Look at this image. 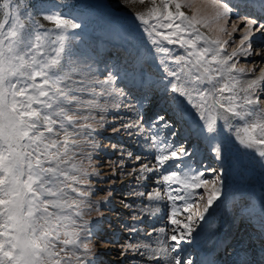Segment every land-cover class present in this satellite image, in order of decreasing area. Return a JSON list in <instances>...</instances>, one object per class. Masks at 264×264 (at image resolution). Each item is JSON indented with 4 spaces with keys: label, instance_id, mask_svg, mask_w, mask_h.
I'll list each match as a JSON object with an SVG mask.
<instances>
[{
    "label": "snow or ice",
    "instance_id": "obj_1",
    "mask_svg": "<svg viewBox=\"0 0 264 264\" xmlns=\"http://www.w3.org/2000/svg\"><path fill=\"white\" fill-rule=\"evenodd\" d=\"M138 2L109 62L75 43L86 22L67 0H0V264H98L101 207L131 210L119 251L143 264H218L229 247L231 264H264V212H242L258 252L231 236L202 247L230 179L264 186V0Z\"/></svg>",
    "mask_w": 264,
    "mask_h": 264
},
{
    "label": "rangeland",
    "instance_id": "obj_2",
    "mask_svg": "<svg viewBox=\"0 0 264 264\" xmlns=\"http://www.w3.org/2000/svg\"><path fill=\"white\" fill-rule=\"evenodd\" d=\"M67 3L74 5V7L65 9V11H71L73 16L83 17L86 22V27L82 32L75 30L80 35V39L75 43L79 48L86 50L93 56H98L100 60H109V62L114 61L117 57L121 44L120 37L123 35L125 24L132 17V12L145 10L149 6L147 3L140 4L138 0L134 4L130 3V0H121L123 4H120L118 0H67ZM185 10L187 11V9ZM48 26L51 27L52 25L49 24ZM252 63L259 64V61H253ZM252 63L241 61L239 66L251 67ZM99 67L103 68L104 65L100 64ZM118 86L123 88L124 84ZM125 91H128V89L125 88ZM138 95L139 91L133 89L132 92H129L125 102L139 107ZM99 140L105 145L116 142L114 139L109 141L105 136L99 137ZM137 154L151 159L146 150L140 151ZM200 159H203V157L201 156ZM115 162L116 157L111 155L110 152H100L96 156L94 164L102 174H109ZM203 163L212 167L219 166L210 158L203 159ZM199 167V163L193 164L194 169ZM207 178H211V174H207ZM124 181H129V186H132L131 178L126 176L124 177ZM124 181H117L114 188V203L117 209H123L121 198L127 196V189L123 187ZM94 183H98L101 189L107 186L105 182L94 181ZM152 186L154 187L155 185ZM105 195L106 192L101 190L94 195L93 199H100ZM127 202L132 203L133 208L140 206V201L138 200L133 202L131 199H128ZM100 211L104 213L102 229L98 230V235L92 241L100 252L98 264H143L139 257L132 258L134 254L126 258L119 251L121 245L128 240L126 222L131 220V210L126 209L122 212H117L111 211L109 207H101ZM242 212L244 214L251 212L257 218H259L261 212H264V186H262L259 175L250 177L247 180L232 178L227 182L224 206L216 213L206 235L205 242H208V247L211 245V241L217 239L220 235L218 230L220 228L223 234L226 235L230 232L233 234L238 231L236 235H231L234 238V243L238 240H244L249 245L252 243L251 248L257 246L255 248L259 251L261 244L259 235L253 224L244 218ZM92 215L95 216L96 213H92ZM118 216L121 218L117 219ZM164 223L165 221L161 220L157 226H163ZM116 240H119V243L114 242ZM195 251L193 250L192 252L194 257L198 255ZM232 252L233 249L229 247L221 249L220 252H216L214 255L217 260L220 258L223 262L231 264Z\"/></svg>",
    "mask_w": 264,
    "mask_h": 264
},
{
    "label": "bare ground",
    "instance_id": "obj_3",
    "mask_svg": "<svg viewBox=\"0 0 264 264\" xmlns=\"http://www.w3.org/2000/svg\"><path fill=\"white\" fill-rule=\"evenodd\" d=\"M255 197V196H254ZM254 197H252V199H254ZM257 198V197H256ZM258 200V199H257ZM256 202H258V201H256ZM260 205V204H259ZM238 228V227H237ZM236 228V229H237ZM233 229V228H232ZM218 230H219V233H220V235L218 236V238L217 239H215V240H213V241H211L212 243H211V245L208 247V242H203V244H202V247H203V249H205V250H211V249H213L214 247H216V243H217V241L218 240H220V239H223L225 236H231V235H236L237 234V232L236 233H233V234H231V232L228 234V235H226V234H223V231L220 229V228H218ZM239 241V240H238ZM238 241H236V242H238ZM241 241H243V242H245V243H247L246 241H244V240H241ZM252 244V243H251ZM251 244H250V246H251ZM255 247H257V246H253V251H256V252H258V250L255 248ZM255 248V249H254ZM199 251L200 250H196L195 252L196 253H199ZM221 251V249L220 248H217V250H216V252L218 253V252H220ZM194 252V253H195ZM215 252V253H216ZM218 261V264H227V263H225V261L223 262L222 261V259H220L219 258V260H217Z\"/></svg>",
    "mask_w": 264,
    "mask_h": 264
},
{
    "label": "trees",
    "instance_id": "obj_4",
    "mask_svg": "<svg viewBox=\"0 0 264 264\" xmlns=\"http://www.w3.org/2000/svg\"><path fill=\"white\" fill-rule=\"evenodd\" d=\"M118 1H119L120 4H123V3H121V0H118ZM128 8H131V7H128Z\"/></svg>",
    "mask_w": 264,
    "mask_h": 264
}]
</instances>
